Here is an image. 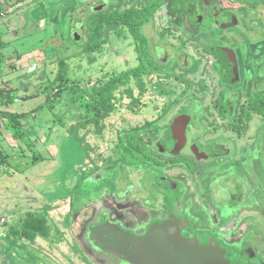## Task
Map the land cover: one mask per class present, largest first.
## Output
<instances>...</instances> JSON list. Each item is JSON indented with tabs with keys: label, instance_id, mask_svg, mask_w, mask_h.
Here are the masks:
<instances>
[{
	"label": "flooded vegetation",
	"instance_id": "af4514ba",
	"mask_svg": "<svg viewBox=\"0 0 264 264\" xmlns=\"http://www.w3.org/2000/svg\"><path fill=\"white\" fill-rule=\"evenodd\" d=\"M18 3L15 12L32 18L38 35L45 32L47 38L48 32L61 31V39H71L76 51L92 50L93 44L102 46L108 32L120 36L118 31H123L132 41L137 62L131 70L134 78L127 79L125 88L93 95L103 86L108 87L109 81L90 84L95 88L86 96L91 115L85 117V126H80L82 133L97 134L94 128L86 130V123L101 121L94 113L104 116L113 110L116 95L127 97L124 106L133 118L117 127L111 144L114 147L105 158L99 157L100 153L93 151L95 148L86 142V137L80 136L89 150L85 148L82 152L81 179L70 174L67 183L61 182L68 188L62 199L65 237L47 241H65V250L54 249L53 263L75 264L72 255L79 254L82 257L79 264H158L163 262L158 256L164 259L168 249L181 246L185 253L179 255L184 261L193 260V264H264V138L261 139L264 90H260V83H252L257 79H245L247 73H253L249 72L250 67H264V40L227 49L208 38L212 30L244 38L239 31H244L248 21L251 26L259 21L264 0H18ZM6 13L9 12L0 4V18H5ZM65 28L67 37L63 36ZM233 36L230 41L236 44ZM248 43L253 44L255 52H246L244 45ZM142 45L148 53L149 79H137L144 68L140 59ZM3 47L0 33V64L5 62ZM45 54L47 58L54 57ZM47 58L41 67L53 61L47 62ZM58 63L61 70L62 64ZM36 64L33 69L39 68ZM172 64L182 79H177L179 76L161 79ZM62 73L60 76L59 71V79H52L51 83L46 78L49 86L39 83L47 97L51 89L56 88L58 94L72 90ZM173 85L179 86V92H173ZM0 89L1 98L7 101L15 98L16 88L9 82L0 83ZM30 90L33 94L29 96L37 93ZM159 96H163L161 107L154 102ZM95 98L106 103L97 104ZM149 106L156 108L150 111L153 115L137 120L138 113ZM43 108L40 104L36 110ZM0 112L9 111L0 108ZM17 114L26 115L21 119L36 118L35 111L29 117L25 112ZM0 119L7 120L1 116ZM27 119L23 123L25 128L29 125ZM149 170L152 172L147 178L141 179L143 172ZM103 181L109 185L108 189H101ZM226 185L231 189L224 195L225 201L219 203L214 190ZM147 186L150 188L145 189ZM99 189L102 196L94 195ZM0 220L4 226L5 219ZM94 227L101 233H97L98 239L93 237ZM9 231L4 236L9 237ZM120 232L137 239L155 232L165 241H147L152 248L149 250L154 252L152 256L146 255L148 259L132 255L133 260H127L108 248L113 245L108 238L121 237ZM39 245L45 247L46 243Z\"/></svg>",
	"mask_w": 264,
	"mask_h": 264
},
{
	"label": "rangeland",
	"instance_id": "374dc122",
	"mask_svg": "<svg viewBox=\"0 0 264 264\" xmlns=\"http://www.w3.org/2000/svg\"><path fill=\"white\" fill-rule=\"evenodd\" d=\"M262 12L263 15L259 17V21L252 26L250 25L251 22L248 21L244 31H239L242 35L244 34V38H240L241 35L236 37L232 35L233 33L225 34L213 30L208 33V38L214 40L215 42L212 43H215V45L227 49H236L239 45L242 47L244 42L258 43L263 41L264 11ZM39 28L42 30V26ZM21 32L18 31L20 34L18 38V58L25 59L26 56L37 54L38 57L35 63H38L39 68H32L35 58L31 59V66L28 64L30 70L24 71L22 78L18 80L15 73L5 70V72L9 71V74H11L0 79L18 82V91L14 94L15 98L8 99L9 102L0 97V104H3L0 105V108L13 113L25 112L28 113V117L31 116L29 113L33 114L35 111L34 117L36 118L35 120L32 117L26 118L29 121L28 128L23 126L26 119H19L22 123V132L19 138H14L16 133L10 129L9 119H0V219L4 218L6 221L4 226H1L2 223H0V264H54L51 254L54 249L57 251L65 250V241H47V239L57 238L58 235L65 237L66 229L64 203L57 205L55 199L61 200L60 196H65V191L68 188L61 182L67 183L70 174H72V177L76 176L77 179H81V163L84 159L82 152L85 148L89 150V146L84 145L80 136L86 137V142L90 143L92 148H95L93 151L96 150L97 153H100L99 157L105 158L110 155L111 149L114 147L111 144L117 135L116 132L119 130L117 127L125 125L128 118H133L126 112L127 108L124 106L127 97L116 95L117 97L112 102L113 110H110L107 115H99L101 121L97 123H86V130L94 128L97 134L82 133L80 126H85V117L91 115L90 108L86 107V96L95 89L93 83L103 79L112 81L111 78L114 75L128 69L132 70L137 62L135 60L136 55L133 53L132 41L123 31H118L120 36L108 32L106 42L102 46L91 45L92 50L89 51L88 48H81L80 51H76L75 47L71 46V39L66 41L61 39V31L54 34L48 32L47 38H44L45 32L33 38H25ZM67 35V29L65 28L63 36L67 37ZM231 36L236 40V44H232V41H230ZM66 43H68V47ZM251 45L253 44L244 45L247 46L246 52L248 54L255 52ZM14 46H17V44H14ZM6 48L3 47L2 51L5 61L7 55L11 53ZM45 52L54 57L47 58ZM140 54L142 60L140 61L143 62L145 72H142L144 70L142 68L140 70L141 76L137 79H149L147 78L149 68L146 62L148 53L144 45L140 47ZM46 58L49 59L47 62L53 61L48 62L45 67H41L42 61ZM58 61L61 62L62 69H64L67 86L72 90L65 94H58L60 92L56 88L51 89L47 97L43 93L44 87H42V90L39 83L42 81L49 86L48 79L50 83L52 79H59L60 65ZM168 66L170 70L166 73V77L161 79L178 77L179 75L176 74L173 64ZM3 67L4 65H2ZM33 70L34 72H32ZM249 72L253 73H247L245 79H257L256 81L252 80V83L255 85L260 83V90H264V67H250ZM130 77L131 79L134 78L132 75ZM46 78H48L47 81ZM177 79L182 78L179 76ZM99 83L97 82V84ZM178 87L173 85V92H176ZM30 89L35 90L37 93L28 97H26V94L21 93L32 91ZM188 89L193 90L191 87H188ZM115 90L116 88L113 86L108 92ZM47 98L50 101H46ZM162 100L163 96H159L154 101L157 103L155 106L161 107ZM40 104H43L45 108L36 110ZM155 106L144 107V110L138 113L137 120L150 118L149 116L153 115L150 111H156ZM2 114L0 113V116ZM123 118H126V120H123ZM16 120L18 119H15V122ZM99 129L101 130L98 133ZM14 130L16 129L14 128ZM263 138L264 136L261 137L262 140ZM100 149H103L102 152ZM24 151L28 154L27 156ZM35 156L40 158L32 162ZM171 171L174 173L175 169ZM151 172L150 170L148 173L144 171L141 179L147 178ZM101 184L103 185L101 189L109 188V185H105V181L100 182ZM223 187L214 190V193L219 196L215 200L219 203L225 201L226 196L224 195L231 189L228 185ZM149 188L147 186L145 189ZM101 189H99V193L94 195L102 196ZM13 221L17 222L15 224L18 225L15 226ZM40 221L45 229L36 225L28 226L27 230H32L31 227L35 229L32 236L25 233L24 235L19 234L18 237H15L18 241L12 238V231L9 232L12 237L10 235L9 237L4 236L9 229L18 228L22 231L27 224ZM21 224H24V226H20ZM45 233L46 237H43ZM245 240L248 241L249 239L247 240V237H245ZM39 242L46 243V246L40 247ZM81 259L82 257L79 254H75L74 257L72 255L75 264H79Z\"/></svg>",
	"mask_w": 264,
	"mask_h": 264
},
{
	"label": "crops",
	"instance_id": "0c3cea01",
	"mask_svg": "<svg viewBox=\"0 0 264 264\" xmlns=\"http://www.w3.org/2000/svg\"><path fill=\"white\" fill-rule=\"evenodd\" d=\"M0 4L3 5L4 10L9 12L6 13L5 18H0V33L4 47H7L6 50L8 49V51L11 52L7 55L8 57L7 60L4 62V64L3 62L0 64V78L7 77L5 75H10L11 73L9 74V71L5 72V70H10L12 71V73H15L17 75L16 79L18 80V77L23 76L24 71L29 69L28 64H30L31 66L32 64L31 59L35 58V60L33 61L34 64H32V66L37 65L35 63L37 58L34 57L33 55H29L25 57V59L18 58V38L20 36L18 31L20 32L22 31L21 32L22 36L25 38H29V37L33 38L34 36L38 35L39 29H37V26H35L36 24L33 22L32 18H26L22 14L18 16V12H15L18 11V6H19L18 0H0ZM38 26L40 27V25ZM14 44H17V46H14ZM2 65H4L3 68ZM18 70L20 71L18 72ZM4 82H10V81L9 79H0V83H4ZM10 83L12 84L13 87L16 88V91H18V86H17L18 82L11 81ZM28 92L26 91L21 93L26 94L27 96L33 94V92L31 91L30 93Z\"/></svg>",
	"mask_w": 264,
	"mask_h": 264
},
{
	"label": "water",
	"instance_id": "95a60500",
	"mask_svg": "<svg viewBox=\"0 0 264 264\" xmlns=\"http://www.w3.org/2000/svg\"><path fill=\"white\" fill-rule=\"evenodd\" d=\"M101 230L103 231V229H101ZM106 232H108V231H106ZM92 233H93V237H95V239H98L97 233L98 234L100 233L98 231V229L94 227L92 229ZM162 233H164V231H162ZM124 234L125 233L122 234L120 232L119 235L121 237L114 236V237L108 238V239H111L113 241V245L111 247H108V248L110 250L112 249L114 253H119L120 255L125 256L127 260L128 259L133 260L132 255H135V256L139 257L140 259H144V258L148 259L146 255L151 254V256H152L154 254V252L149 250L152 248H151V246L147 245V243H148L147 241H165V240H163V236L160 237L159 234L155 235V232H152L151 234H148L147 236H144V237L138 238V239H137V237L130 236L127 234L124 235ZM100 235H101V233H100ZM167 239L169 240L168 237H167ZM169 242H171L173 244L172 241L169 240ZM163 247L169 248L165 244H163ZM181 253H185V249H183V247L173 246V249L170 248L166 251V255H164V259L162 257L158 256L159 260L162 259L161 261H163V262H160L158 264H193V262H194L193 260H191V262L184 261L181 257L182 255L181 256L179 255ZM195 262H196V260H195Z\"/></svg>",
	"mask_w": 264,
	"mask_h": 264
},
{
	"label": "trees",
	"instance_id": "16d2710c",
	"mask_svg": "<svg viewBox=\"0 0 264 264\" xmlns=\"http://www.w3.org/2000/svg\"><path fill=\"white\" fill-rule=\"evenodd\" d=\"M63 71H64V69H62V65H61V70H60V74H59L60 76L63 75V73H62ZM130 76H131V69L122 71L118 75H114L111 78L112 81H109L107 83L108 84V87L103 86L99 90L95 91L93 93V95H104L105 94V91L107 93H113V91L112 92H108L109 91L108 88L109 87H113V86H115L116 89L117 88H120V87H124L125 88L126 87V83H127V79H131ZM1 91L2 90L0 89V95L2 94ZM125 93H126V91H125ZM113 96H114V94H113ZM113 98H115V96ZM94 100H96L95 103H97V104H99V103H106V102H104V99L101 100L99 98H95ZM97 109H99V107H97ZM93 111H95V109H93ZM0 113H3L2 116H1L2 118H7V120L9 119V121L11 123V126H10L11 128L10 129H12L13 131H15V133H16L15 136H14V138H17V137L19 138L20 135H21V132H22V124L20 123V120L19 119L24 118L26 115L25 114L11 113V112H0ZM94 115H95V117H98L99 116V114H95V113H94ZM15 119H18V120H16V122H15ZM14 128L16 130H14ZM24 153H26V152L24 151ZM38 158H40V157L39 156H35L33 158V160L36 161V160H38ZM58 192H62V191H58ZM60 198L63 199L62 196H60ZM62 199L59 200V202H56L58 200V199H56L55 202L57 203V205H59L60 203H63L62 202ZM29 225H32V226L33 225H36V226H40V227L43 228V225H42V222L41 221L40 222H36V223L27 224L26 228H24L22 231L21 230L19 231L18 228L17 229L16 228L11 229L9 232H11V231L13 232V235H12L13 237L9 233L10 237H12L13 239H16V241H18V239L15 238V237H18L19 234L24 235V233H25V234H29V236H32L33 233H34L33 230H35V229L33 227H31L32 230H27ZM43 229H45V227ZM44 236H46V233L44 234ZM57 238H62V236L61 235H58Z\"/></svg>",
	"mask_w": 264,
	"mask_h": 264
},
{
	"label": "built area",
	"instance_id": "2783aa9c",
	"mask_svg": "<svg viewBox=\"0 0 264 264\" xmlns=\"http://www.w3.org/2000/svg\"><path fill=\"white\" fill-rule=\"evenodd\" d=\"M0 223H2V220H0Z\"/></svg>",
	"mask_w": 264,
	"mask_h": 264
}]
</instances>
